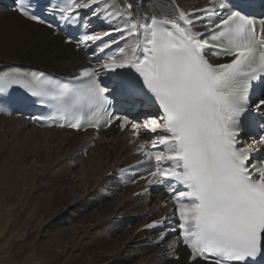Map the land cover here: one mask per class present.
Returning <instances> with one entry per match:
<instances>
[{
    "label": "snow or ice",
    "instance_id": "obj_1",
    "mask_svg": "<svg viewBox=\"0 0 264 264\" xmlns=\"http://www.w3.org/2000/svg\"><path fill=\"white\" fill-rule=\"evenodd\" d=\"M122 3L118 8L107 0L103 7L101 0H62L50 8L53 23L30 11V0H18L19 14L38 24L82 27L77 47L99 41L93 55L105 53L106 59L99 68L81 67L67 80L39 71L11 82L28 87L52 110L41 126L99 131L118 122L134 139L145 134L138 145L144 159L137 164L149 165L150 178L141 179L168 185L178 215L175 230L191 261L253 264L264 255V155H256L264 154V15L234 10L233 0H209V6L193 12L167 0L171 11L151 15H137L142 2ZM87 9L109 24L122 20L123 25L97 33L81 16ZM113 33L124 46L104 40ZM73 39L69 31L65 42ZM113 44L117 49L106 53ZM222 57L225 62L213 60ZM124 69L132 71H117ZM102 72L113 73L115 84L103 85ZM116 97L126 113L156 111H143L142 120L117 114L109 110ZM253 132L257 147L241 143Z\"/></svg>",
    "mask_w": 264,
    "mask_h": 264
},
{
    "label": "bare ground",
    "instance_id": "obj_2",
    "mask_svg": "<svg viewBox=\"0 0 264 264\" xmlns=\"http://www.w3.org/2000/svg\"><path fill=\"white\" fill-rule=\"evenodd\" d=\"M177 1L189 10L203 5L201 0ZM135 2L144 4V7L137 9V13L141 14L151 12V3L161 4L160 0ZM2 13L0 30L4 33H0V41L5 49L18 50L40 60L46 59V64L62 67L69 72L81 63L79 55L70 49V52H65L68 46L49 36V28L30 22L18 13ZM44 34H47L46 38ZM14 62L30 64L18 59L0 58V66ZM86 134L31 127L20 117L0 115V145L10 148L9 156L0 167L1 245L14 238L20 242V252L26 250L29 255L39 253L40 257L45 258L43 260L49 262L47 264L159 263L153 255L154 251L149 252L143 244L142 234L136 233L144 222L135 224L128 237H118L113 243L108 240V236H113L114 229L111 227L107 235L97 234L100 226L116 225L117 219L126 211L133 213L142 208L138 201L129 198L136 186L119 194L109 193L112 186L109 173L116 166L130 161L127 160L128 152L123 149V137L112 130L105 131L106 136L79 162L77 148L87 137ZM55 161L59 162L58 167L53 166ZM49 168L52 174L60 171L59 176H72L65 185L62 184V189L49 190L50 194L36 193L40 186L38 181L49 176ZM89 209L94 211L85 215ZM91 228L93 231H90Z\"/></svg>",
    "mask_w": 264,
    "mask_h": 264
},
{
    "label": "rangeland",
    "instance_id": "obj_3",
    "mask_svg": "<svg viewBox=\"0 0 264 264\" xmlns=\"http://www.w3.org/2000/svg\"><path fill=\"white\" fill-rule=\"evenodd\" d=\"M158 2V1H157ZM157 2L155 3L156 5H153L152 3L150 4V11L152 12V10L153 11H155V10H158V8L160 9V6H162V4H157ZM152 6V7H151ZM155 6V7H154ZM153 8V9H152ZM3 13H0V19H2L3 18V15H2ZM0 33H4L2 30H0ZM44 37L46 38L47 37V34H44ZM47 41V40H46ZM3 43H1V41H0V58H2V59H15V60H21V61H23V62H27V63H30V64H35V65H39V66H43V67H46V68H51V69H53L54 71H58V72H69L68 70H66V69H62V67H56L55 65H48V64H46V59H39L38 57L36 58V57H31V56H27V55H24V54H22L20 51H16V52H13L14 50H12V49H5L4 47H3ZM68 48V47H67ZM66 48V49H67ZM66 49H65V52H70L69 51V48L67 49V51H66ZM24 55V56H23ZM45 61V62H44ZM49 66H51V67H49ZM62 69V70H61ZM9 154H10V148H8V147H2V145H0V167H1V165H2V163L4 162V159L7 157V156H9ZM30 162H31V160H30ZM30 162H28V163H30ZM59 164V162H57V161H55L54 162V165L53 166H59L58 165ZM24 165V164H23ZM25 167V166H24ZM29 169H31L29 166H27ZM63 170H64V167H63ZM57 172V173H56ZM49 176H47V177H43V178H40V181H38V184H40V186L38 185V187H37V192L36 193H43V194H48V192H49V190H51L50 192H53V190L55 189V190H58V189H62V187H63V185H65L66 183V181L72 176V175H68V176H59V173H60V171H55V173L54 174H52V171H51V169L49 168ZM43 179V180H42ZM43 181V182H42ZM41 182V183H40ZM53 183V184H52ZM54 183H56V184H54ZM63 184V185H62ZM48 185L50 186V185H54V187L56 186V187H58V188H53V187H51L50 186V188L48 187ZM58 185V186H57ZM42 186V187H41ZM46 186H47V188H49L48 189V191H47V188H46ZM60 186V187H59ZM39 190V191H38ZM44 191H47V192H44ZM50 192H49V194H50ZM101 204H103L102 202H101ZM101 204L99 205V206H101ZM90 211H94V210H91V209H89V212H87L85 215H88L89 213H91ZM115 226V227H114ZM117 225H102V226H100L99 228H98V230L100 229V231H102L101 233H99L100 231H97V234L98 235H100V236H102V234L103 235H107L108 234V230L110 229V227H111V229L113 230H115L117 227H116ZM113 230V236L111 237V236H108V240H110V242H114L116 239H118V237H124L125 238V236L128 234V233H130L132 230L131 229H128V230H126V231H122V230H120V229H118V231L116 230V231H114ZM90 231H93V229L91 228V230ZM121 231V232H120ZM128 231V232H127ZM115 232V233H114ZM117 232L118 233H120V234H117ZM110 233V232H109ZM115 235V236H114ZM117 235V236H116ZM126 237H128V235L126 236ZM113 238V239H112ZM14 238H9L8 240H6V242H4V243H2V245H1V243H0V264H47V263H49V262H47L46 260H43V259H45V258H42V257H40L39 256V253H36V254H34V255H29L30 253L29 252H27L26 250H22L21 252L19 251L20 249H19V243L20 242H18L17 240L15 241V240H13ZM94 241V240H93ZM79 252V251H78ZM30 256H32V257H30ZM39 258H41L42 260L41 261H39L40 259ZM136 260L137 261H139L140 260V258L139 257H137L136 258ZM126 264H133V262L132 263H126ZM134 264H136V263H134ZM178 264H180V263H178Z\"/></svg>",
    "mask_w": 264,
    "mask_h": 264
}]
</instances>
